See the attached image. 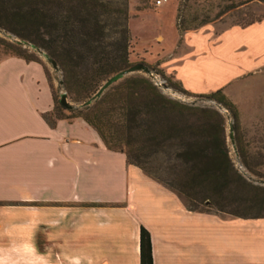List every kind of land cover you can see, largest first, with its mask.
I'll return each mask as SVG.
<instances>
[{
  "label": "crops",
  "instance_id": "obj_1",
  "mask_svg": "<svg viewBox=\"0 0 264 264\" xmlns=\"http://www.w3.org/2000/svg\"><path fill=\"white\" fill-rule=\"evenodd\" d=\"M176 56L161 67L184 89L230 92L264 77V19L187 31ZM54 110L43 63L0 61V264H140L142 227L154 264H264V218L190 211L84 120L51 127Z\"/></svg>",
  "mask_w": 264,
  "mask_h": 264
},
{
  "label": "trees",
  "instance_id": "obj_2",
  "mask_svg": "<svg viewBox=\"0 0 264 264\" xmlns=\"http://www.w3.org/2000/svg\"><path fill=\"white\" fill-rule=\"evenodd\" d=\"M255 1L264 3L247 0L242 5ZM128 3L0 0V32L15 38L13 42L0 39V44L16 57L40 62L25 44L37 47L58 64L68 99L82 106L66 109L58 105L53 90L55 110L44 115L51 127L59 120H84L109 150L124 153L129 164L185 199L190 211L264 218V186L254 184L237 169L227 141V117L219 110L171 100L151 77L140 74L125 76L88 104L112 77L129 70ZM237 7L228 6L219 17ZM210 22L205 20L196 28L178 23L181 40L187 31ZM204 97L227 110L236 130L238 111L224 91ZM235 142L247 173L263 178L250 163L241 140L236 137ZM154 160L157 166H152ZM257 166H264V160ZM243 205H247L245 212L238 209ZM140 264H154L151 235L144 227Z\"/></svg>",
  "mask_w": 264,
  "mask_h": 264
},
{
  "label": "rangeland",
  "instance_id": "obj_3",
  "mask_svg": "<svg viewBox=\"0 0 264 264\" xmlns=\"http://www.w3.org/2000/svg\"><path fill=\"white\" fill-rule=\"evenodd\" d=\"M108 1L115 5H120L123 2V0ZM245 1L247 0H168V2L158 7L156 6V0H129V28L132 39L129 69L139 64L148 66L150 69L154 68L152 72L155 78L144 72L131 73L126 78L137 74L149 76L155 84L159 85L161 92L171 100L199 108H214L222 112L227 117V141L231 157L237 169L249 180L251 178L252 180L250 181L254 184L264 186V166H257L264 160V100L256 104L258 107L255 110L258 113L257 115L253 116L251 106L254 101L264 98V77L252 79L244 84L235 86L230 89V92H224L226 97L235 104L238 111V127L235 130V121L229 117L227 110H220V107H223L222 105L204 97L210 93L197 94L187 91L172 74L167 73V69L161 67L162 63H171L173 58H176V55H179L180 50H182L183 38L181 41L180 34L177 31L178 23L183 24L184 22L185 25L196 28L205 20L212 21L203 27L215 26L217 32H220L231 26H243L251 21L263 20L264 3L255 1L242 5ZM232 4L238 7L219 17V14ZM0 39L11 42L15 40L13 36L5 32H0ZM189 46L191 45H188V49ZM175 47L177 48L174 49ZM28 48L30 53L34 54L44 64L53 85L56 101L60 105L61 95L66 93L63 86L62 72L56 71L52 64L32 47L29 46ZM191 50H187L190 52L188 54L200 52V48L194 51L193 49ZM182 52H185V50ZM8 56H14L13 52L0 44V61ZM211 83H213L212 80ZM208 88L213 89L210 86ZM70 104L75 108L82 106V104L71 102ZM231 127H233V131ZM231 134L234 136V141L236 137L241 140L242 148L246 155L249 156L250 163L261 172L263 178L251 176L247 173L238 155L236 142L233 144L231 140ZM154 165L157 166L155 160L152 166ZM183 200L185 203L187 202L185 199ZM232 208L235 210L237 206ZM238 209L241 212H245L247 205H243Z\"/></svg>",
  "mask_w": 264,
  "mask_h": 264
},
{
  "label": "water",
  "instance_id": "obj_4",
  "mask_svg": "<svg viewBox=\"0 0 264 264\" xmlns=\"http://www.w3.org/2000/svg\"><path fill=\"white\" fill-rule=\"evenodd\" d=\"M25 46H30V45L25 44ZM30 47H32L34 50H36L40 55L44 56L52 64L53 68L56 71H60L58 64L55 61L51 60L43 50H41L37 47H34V46H30ZM135 72H144L147 75L153 76V72L148 66H145L142 64L136 65V66L130 68L129 70L121 72V73L117 74L116 76L112 77L108 82H106V84L101 88V90L96 94V96L88 104L93 102L95 99L100 98L112 85H114L115 83H117L118 81L123 79L125 76H127L128 74H131V73H135ZM60 105L66 109L74 108V106L72 104H70V102L68 100V96L66 93H63L61 95ZM220 110H224V108L220 107ZM231 130L233 131V127H231ZM231 140L234 144L235 141H234L233 134H231ZM250 180H252V179L250 178Z\"/></svg>",
  "mask_w": 264,
  "mask_h": 264
},
{
  "label": "built area",
  "instance_id": "obj_5",
  "mask_svg": "<svg viewBox=\"0 0 264 264\" xmlns=\"http://www.w3.org/2000/svg\"><path fill=\"white\" fill-rule=\"evenodd\" d=\"M166 2H168V0H156V6H162L164 3H166ZM152 77H154L155 78V75L153 74V76ZM158 87H159V85L158 84H156Z\"/></svg>",
  "mask_w": 264,
  "mask_h": 264
}]
</instances>
